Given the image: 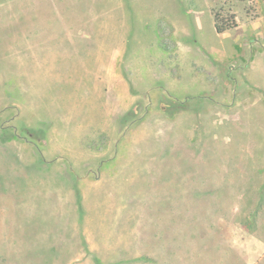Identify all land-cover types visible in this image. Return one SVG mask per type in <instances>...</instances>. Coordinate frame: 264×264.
Instances as JSON below:
<instances>
[{
    "label": "rangeland",
    "instance_id": "obj_1",
    "mask_svg": "<svg viewBox=\"0 0 264 264\" xmlns=\"http://www.w3.org/2000/svg\"><path fill=\"white\" fill-rule=\"evenodd\" d=\"M30 1L0 0V264H264V0Z\"/></svg>",
    "mask_w": 264,
    "mask_h": 264
},
{
    "label": "crops",
    "instance_id": "obj_2",
    "mask_svg": "<svg viewBox=\"0 0 264 264\" xmlns=\"http://www.w3.org/2000/svg\"><path fill=\"white\" fill-rule=\"evenodd\" d=\"M33 10H31L29 16L31 19H68L70 17H80L75 15H69L68 12V0H31ZM57 3L59 4L57 6ZM92 17H101L94 15Z\"/></svg>",
    "mask_w": 264,
    "mask_h": 264
},
{
    "label": "trees",
    "instance_id": "obj_3",
    "mask_svg": "<svg viewBox=\"0 0 264 264\" xmlns=\"http://www.w3.org/2000/svg\"><path fill=\"white\" fill-rule=\"evenodd\" d=\"M213 22L216 32L222 33L238 25L235 15L219 9L213 11Z\"/></svg>",
    "mask_w": 264,
    "mask_h": 264
}]
</instances>
